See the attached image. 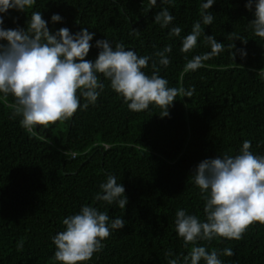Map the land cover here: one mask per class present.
<instances>
[{
	"label": "trees",
	"instance_id": "1",
	"mask_svg": "<svg viewBox=\"0 0 264 264\" xmlns=\"http://www.w3.org/2000/svg\"><path fill=\"white\" fill-rule=\"evenodd\" d=\"M205 2L157 0L149 9V0H35L23 12L0 14L5 29L26 28L37 11L53 34L87 28L95 35L86 60L96 59L97 40L106 39L113 48L123 43L137 56L151 57L145 74L151 76L155 63L168 87L194 89L191 97L177 96L169 115L161 117L155 105L130 110L98 73L104 89H97L96 103L85 109L80 96L81 107L71 118L37 127L36 135L13 115L14 97L0 93V264H60L53 237L82 206L107 213L109 226L117 217L125 220L85 264H168L171 259L183 264L193 245L185 247L176 232L177 210L206 220L205 201L194 183L197 165L240 154L245 140L253 154L264 156V38L255 36L250 24L255 9L245 8L247 0H214L208 10L213 22L203 25ZM165 8L174 20L162 28L154 17ZM53 14L62 20L53 23ZM195 22L201 23V36L192 51L182 52ZM172 27L181 28L179 36H169ZM233 33L239 39H230ZM205 36L222 43L224 51L186 71L189 60L211 51ZM166 46L172 49L167 67L155 56ZM108 176L125 188L124 209L96 199ZM195 246L220 253L231 248L234 255L219 256L222 264H264V224L250 226L240 240H198Z\"/></svg>",
	"mask_w": 264,
	"mask_h": 264
},
{
	"label": "clouds",
	"instance_id": "2",
	"mask_svg": "<svg viewBox=\"0 0 264 264\" xmlns=\"http://www.w3.org/2000/svg\"><path fill=\"white\" fill-rule=\"evenodd\" d=\"M213 3L214 0H206L201 5L203 25L213 22L214 17L208 11ZM34 4L35 0H0V14L10 9L23 12ZM156 4L157 0H149V9ZM253 7L251 27L255 36L264 38V0H247L245 8L251 11ZM154 19L166 28L174 17L165 8ZM61 20L59 14L51 16L53 23ZM3 23L4 18L0 15V41H6L0 43V93L4 98L9 94L14 97L15 102L9 107L14 116L22 117L20 124L31 135H36L34 129L37 127L47 128L71 118L81 107L80 96L86 101L83 108L94 105L104 89V84L98 81V73L110 81L111 89L134 112L155 105L162 110L160 116L166 117L177 96L193 95L194 89L168 87V81L159 75L155 63L151 76L145 74L142 69L148 67L151 57L137 56L135 51L126 50L123 43H117L113 48L106 39L97 40L99 52L96 59L86 60L92 47L90 41L95 35L87 28L75 34L68 28H60L53 34L38 11L32 12L26 28L5 29ZM180 33V27H172L169 36H179ZM201 33V23L195 22L191 34L183 40L181 51H192ZM229 38L239 39L234 33ZM205 40L211 51L189 60L186 71L203 67L204 61L224 51V45L213 36H205ZM229 47L233 49L234 44ZM171 50V46H166L155 53L160 65H169L166 54ZM238 51L242 57L246 55L242 50ZM235 54L231 51L233 59ZM260 74L264 76V73ZM250 148V141L245 140L240 154L205 159L194 170V183L205 201L206 220L201 222L197 216L177 210L176 232L185 247L193 245L183 257V264H200L201 260L205 264H222L219 256L234 255L231 248L222 253L215 249L209 252L203 246H195L197 241L215 238L240 240L250 226L264 224V156L253 154ZM100 188L103 195L98 193L97 200L108 204L115 202L119 208H125L128 203L125 188L117 183L115 176H108ZM62 223L65 230L57 233L52 241L56 248L54 258L60 264H85L102 249V241L111 235L112 229L120 230L125 226V220L120 217L112 220L109 226L108 214L92 206H82L78 214L66 217ZM168 264H178V260L171 259Z\"/></svg>",
	"mask_w": 264,
	"mask_h": 264
}]
</instances>
